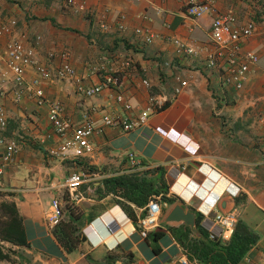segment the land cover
<instances>
[{"label":"crops","instance_id":"crops-1","mask_svg":"<svg viewBox=\"0 0 264 264\" xmlns=\"http://www.w3.org/2000/svg\"><path fill=\"white\" fill-rule=\"evenodd\" d=\"M188 1L87 0V10L82 11L65 6L63 0H0V15L17 20L13 36L25 46L34 36L41 37L33 42L39 64L53 72L65 51L76 77L85 84H99L109 66L120 75L118 87L93 97L77 93L72 79H40L39 87L49 99L60 101L75 127L89 120L98 128L90 136L91 153L61 159L48 154L60 142L48 119V106L37 104L30 88L14 103L10 74L0 63L7 115V126L0 130V163L5 143L19 141L11 160L4 163L0 190L14 202L22 221L27 244L11 243L24 257L20 264H208L190 257L187 246L200 245L203 233L209 240H214L209 235L219 236L214 214L232 208L257 235L238 264H264V0H214V12L197 18L187 15ZM229 10L239 24L255 23L241 50L255 53L258 61L239 90L224 86L220 71L207 62L213 50L211 22L217 13ZM119 14L125 15L124 32L117 29ZM99 18L105 29L97 24ZM140 29L153 35L151 42L143 41ZM9 37L0 36L2 54ZM172 38L192 45L195 53L178 50ZM95 66L104 69L93 71ZM24 76L27 82L35 78L34 67H27ZM180 80L186 85L175 93ZM117 92L128 100L129 109L116 100ZM155 99L164 103L153 109L143 126L123 132L103 125L104 114L134 117ZM129 151L135 153L134 167L127 159ZM75 172L87 177L79 186L84 198L71 203L65 180ZM132 173L167 187L164 194L154 195L161 216L158 228L147 237L136 225L142 207L117 188L107 190L104 183ZM54 198L62 208L60 222H67L69 208L73 210L79 241L70 251L54 236L57 225L48 222ZM176 206L193 214L192 224L177 214L167 220ZM230 237L217 240L226 244Z\"/></svg>","mask_w":264,"mask_h":264},{"label":"built area","instance_id":"built-area-1","mask_svg":"<svg viewBox=\"0 0 264 264\" xmlns=\"http://www.w3.org/2000/svg\"><path fill=\"white\" fill-rule=\"evenodd\" d=\"M67 7H76L79 10L86 11L87 0H63ZM214 0L188 1L186 3V13L190 17H200L205 14L214 12ZM117 29L119 32L125 31V15H118ZM100 28L107 27L103 18L96 19ZM17 20L11 16L0 15V36L10 35L5 42L3 54L0 52V63L6 66L7 73L10 74L12 80L11 99L14 103L19 102L24 91L28 88L32 89L33 96L37 104H46L48 106L47 115L50 120L53 131L60 137L59 144L48 150L50 156L61 159L76 158L85 156L93 151V143L90 139L91 134L98 130L91 121L87 120L85 124L77 128L70 118L63 114V108L60 101L49 99L43 89L39 87L40 79L48 80H74L77 93L85 97H93L101 93L106 88H116L119 86L120 75L119 70L115 66H109L103 71L104 67H93V71L102 72L101 82L99 84H85L81 79L76 77L75 69L68 61L67 53L61 52L62 61L59 66L52 72L46 66L38 63L35 58V47L40 40V36H34L32 44L25 46L17 37L12 35L13 28L16 26ZM254 22L252 20L245 24L237 22V16L231 10L217 13L213 18L210 26V37L213 43V50L208 55V65L216 67L220 71V79L224 86L239 90L243 87L244 82L249 74L250 68L258 61V56L253 52H243L241 50L242 42L251 36L254 31ZM143 41L149 43L153 39V35L148 30H137ZM171 41L176 44L178 50L193 54L195 49L192 45H182L176 38ZM129 64V61L125 62ZM167 65L168 62L164 61ZM29 66L34 67L37 76L30 82H27L24 76L25 69ZM143 84L149 86L150 82L143 79ZM1 83V81H0ZM180 86L175 88V93H179L181 87L186 85V81H179ZM0 130L7 126V115L3 104V98L6 96V90L0 85ZM8 90V89H7ZM117 101L123 104L124 109H129L130 104L124 95L117 92L115 95ZM164 100H151L150 106L142 110L134 117H127L119 113H107L102 116L104 126H118L123 132H129L143 126L153 109L160 108ZM18 139H10L5 143V151L2 154V162L0 163V175L3 173L4 163L11 160L13 154L18 148ZM129 164L134 167L137 164L135 153L129 151L127 154ZM84 172H75L69 175L65 180V187L71 203H77L84 198L79 186L86 179ZM153 196L145 206L141 208V214L136 220L137 229L142 237L159 226L161 216V206L157 199ZM62 208L57 199H53L51 210L48 215V222L54 226L60 223ZM239 213L235 208L223 212H216L213 220L220 228L219 236L209 235L212 239L223 240L232 235L238 222Z\"/></svg>","mask_w":264,"mask_h":264},{"label":"trees","instance_id":"trees-1","mask_svg":"<svg viewBox=\"0 0 264 264\" xmlns=\"http://www.w3.org/2000/svg\"><path fill=\"white\" fill-rule=\"evenodd\" d=\"M104 183L107 190L114 192L117 188L123 197L141 207L145 206L154 195L161 192L164 194L167 191L166 185L157 187L156 180L140 177L137 173L110 177L105 179ZM163 194L162 199L165 200ZM3 207L6 215L5 219L0 222V241L26 245L22 221L14 202L3 203ZM73 217V210L69 208V220L60 222L53 230L54 236L67 251L72 250L79 241V237L75 234L76 227L73 224ZM200 218L201 215H197L198 222ZM200 231L202 232L201 229ZM159 235L160 233H156V237ZM203 235L205 238L199 239L200 245L188 244L187 251L190 257L204 259L208 261V264L209 262L210 264H238L257 240V235L240 220L226 244H220L217 239L209 240L205 233ZM199 250L200 252L197 253ZM204 255H209V257L204 258ZM9 257L10 254L0 246V261L9 260Z\"/></svg>","mask_w":264,"mask_h":264},{"label":"rangeland","instance_id":"rangeland-1","mask_svg":"<svg viewBox=\"0 0 264 264\" xmlns=\"http://www.w3.org/2000/svg\"><path fill=\"white\" fill-rule=\"evenodd\" d=\"M9 202L11 201L5 195V192L0 190V222L5 219L4 217L6 215V211L5 208L3 207V203H9ZM0 246L3 248L4 251H7L10 254L9 260L0 261V264H20L21 258L24 259V257L20 253H16V250L13 249V245L11 243L6 241H0Z\"/></svg>","mask_w":264,"mask_h":264},{"label":"water","instance_id":"water-1","mask_svg":"<svg viewBox=\"0 0 264 264\" xmlns=\"http://www.w3.org/2000/svg\"><path fill=\"white\" fill-rule=\"evenodd\" d=\"M176 214L179 216L178 217L179 219H182V220L186 221L189 224L193 223V214L191 212L184 213L182 208H180L178 206H176L171 211V213L169 214L167 220H172L176 216Z\"/></svg>","mask_w":264,"mask_h":264}]
</instances>
